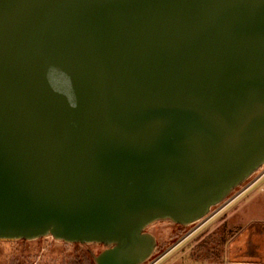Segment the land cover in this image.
Returning a JSON list of instances; mask_svg holds the SVG:
<instances>
[{
	"label": "water",
	"instance_id": "obj_1",
	"mask_svg": "<svg viewBox=\"0 0 264 264\" xmlns=\"http://www.w3.org/2000/svg\"><path fill=\"white\" fill-rule=\"evenodd\" d=\"M262 166L264 0H0V240L142 264Z\"/></svg>",
	"mask_w": 264,
	"mask_h": 264
},
{
	"label": "rangeland",
	"instance_id": "obj_2",
	"mask_svg": "<svg viewBox=\"0 0 264 264\" xmlns=\"http://www.w3.org/2000/svg\"><path fill=\"white\" fill-rule=\"evenodd\" d=\"M214 208L219 210L213 216L188 226L167 221L149 225L146 231L155 237L156 247L142 264H222L228 256L247 255L249 242L253 247L263 246L264 166L213 207L210 214ZM192 229L191 235L180 240ZM101 249V245L64 243L49 236L0 240V264H78L80 260L86 264L84 259Z\"/></svg>",
	"mask_w": 264,
	"mask_h": 264
},
{
	"label": "crops",
	"instance_id": "obj_3",
	"mask_svg": "<svg viewBox=\"0 0 264 264\" xmlns=\"http://www.w3.org/2000/svg\"><path fill=\"white\" fill-rule=\"evenodd\" d=\"M249 245H251L250 242ZM249 245L246 248L244 247L247 252L249 251L247 255H235L232 258L228 256L223 260L222 264H264V245L259 248L253 247V245L249 247ZM241 250V247H239L238 252H241Z\"/></svg>",
	"mask_w": 264,
	"mask_h": 264
},
{
	"label": "trees",
	"instance_id": "obj_4",
	"mask_svg": "<svg viewBox=\"0 0 264 264\" xmlns=\"http://www.w3.org/2000/svg\"><path fill=\"white\" fill-rule=\"evenodd\" d=\"M88 255V254H87ZM89 257H86L84 260V263H86V264H93L94 262H93V260H92V257L90 256V255H88ZM80 259V258H79ZM81 264V260L80 261H78V264Z\"/></svg>",
	"mask_w": 264,
	"mask_h": 264
},
{
	"label": "flooded vegetation",
	"instance_id": "obj_5",
	"mask_svg": "<svg viewBox=\"0 0 264 264\" xmlns=\"http://www.w3.org/2000/svg\"><path fill=\"white\" fill-rule=\"evenodd\" d=\"M216 212H217V211H216ZM214 214H215V213H214ZM212 216H213V215H212ZM192 233H193V229H192L191 231L186 232L185 235H184L180 240L185 239L187 236L191 235ZM180 240H179V241H180ZM179 241H178V242H179Z\"/></svg>",
	"mask_w": 264,
	"mask_h": 264
},
{
	"label": "built area",
	"instance_id": "obj_6",
	"mask_svg": "<svg viewBox=\"0 0 264 264\" xmlns=\"http://www.w3.org/2000/svg\"><path fill=\"white\" fill-rule=\"evenodd\" d=\"M256 180H253V184H254V182H255ZM217 210V208L213 211V213L212 214H214V212ZM209 216L211 217L212 215L211 214H209Z\"/></svg>",
	"mask_w": 264,
	"mask_h": 264
},
{
	"label": "bare ground",
	"instance_id": "obj_7",
	"mask_svg": "<svg viewBox=\"0 0 264 264\" xmlns=\"http://www.w3.org/2000/svg\"><path fill=\"white\" fill-rule=\"evenodd\" d=\"M231 199H232V198H231ZM229 201H230V200H229ZM229 201H228V202H229ZM220 207H221V206H220ZM220 207H219V208H220ZM219 208H217V210H216V211H218V210H219ZM216 211H215L214 213H216ZM211 215H213V214H211ZM208 217H210V216H208Z\"/></svg>",
	"mask_w": 264,
	"mask_h": 264
}]
</instances>
